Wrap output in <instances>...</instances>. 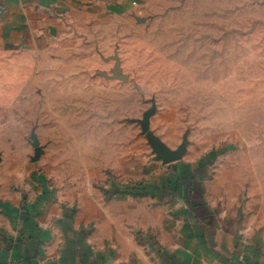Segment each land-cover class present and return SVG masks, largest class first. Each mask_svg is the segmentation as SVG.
<instances>
[{
  "label": "crops",
  "instance_id": "1",
  "mask_svg": "<svg viewBox=\"0 0 264 264\" xmlns=\"http://www.w3.org/2000/svg\"><path fill=\"white\" fill-rule=\"evenodd\" d=\"M135 1L163 3L0 0V98L3 83L32 79L17 70L19 55L32 57V65L34 54L49 56L92 21H142ZM112 60L123 66L119 54ZM95 77L130 82V76ZM257 99L261 112H252L250 136L238 135L216 156L195 152L184 160L185 137L182 156L165 163L148 127L142 133L153 159L128 145L99 159V145L90 142L81 144V155L94 148L89 167L52 179L33 173L42 157L33 141L18 154L15 119L9 151L0 142V264H264V98ZM30 123L33 133L37 124Z\"/></svg>",
  "mask_w": 264,
  "mask_h": 264
},
{
  "label": "rangeland",
  "instance_id": "2",
  "mask_svg": "<svg viewBox=\"0 0 264 264\" xmlns=\"http://www.w3.org/2000/svg\"><path fill=\"white\" fill-rule=\"evenodd\" d=\"M132 6L146 18L92 21L64 40L67 47L34 54L32 65V57L18 56L20 75L32 79L3 83L0 142L9 151L16 119L18 154L29 150L31 140L42 156L33 173L52 179L59 171L89 167L94 148L81 155V144L90 142L99 145V159L127 145L134 155L145 151L153 159L142 133L146 122L155 138L173 148L188 137L184 160L195 152L216 156L238 135L250 136L252 112H261L257 98H264V0ZM118 54L123 68L114 67ZM96 75L130 76V82Z\"/></svg>",
  "mask_w": 264,
  "mask_h": 264
},
{
  "label": "water",
  "instance_id": "3",
  "mask_svg": "<svg viewBox=\"0 0 264 264\" xmlns=\"http://www.w3.org/2000/svg\"><path fill=\"white\" fill-rule=\"evenodd\" d=\"M148 127V122L143 123V129L145 131L148 129ZM148 138L155 152L165 163H170L179 159L182 156V153L185 151L187 145V141L184 140L176 150H171L165 143L155 138L152 133L148 134Z\"/></svg>",
  "mask_w": 264,
  "mask_h": 264
},
{
  "label": "built area",
  "instance_id": "4",
  "mask_svg": "<svg viewBox=\"0 0 264 264\" xmlns=\"http://www.w3.org/2000/svg\"><path fill=\"white\" fill-rule=\"evenodd\" d=\"M247 264H249V263H247Z\"/></svg>",
  "mask_w": 264,
  "mask_h": 264
}]
</instances>
